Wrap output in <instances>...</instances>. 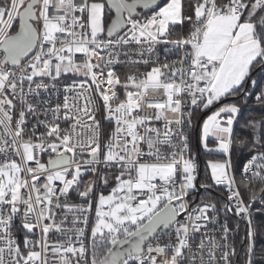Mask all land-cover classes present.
I'll return each instance as SVG.
<instances>
[{
  "label": "snow or ice",
  "instance_id": "6c2138e0",
  "mask_svg": "<svg viewBox=\"0 0 264 264\" xmlns=\"http://www.w3.org/2000/svg\"><path fill=\"white\" fill-rule=\"evenodd\" d=\"M0 264H264V0H0Z\"/></svg>",
  "mask_w": 264,
  "mask_h": 264
}]
</instances>
